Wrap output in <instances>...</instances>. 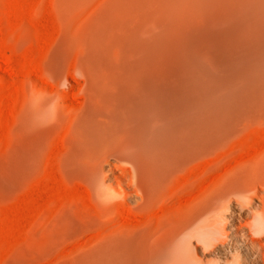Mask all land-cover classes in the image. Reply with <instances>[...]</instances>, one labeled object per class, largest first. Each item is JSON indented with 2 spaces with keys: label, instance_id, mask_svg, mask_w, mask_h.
I'll list each match as a JSON object with an SVG mask.
<instances>
[{
  "label": "bare ground",
  "instance_id": "1",
  "mask_svg": "<svg viewBox=\"0 0 264 264\" xmlns=\"http://www.w3.org/2000/svg\"><path fill=\"white\" fill-rule=\"evenodd\" d=\"M55 4L53 84L23 116L26 161L66 125L91 195L68 225L100 237L71 264H264V0Z\"/></svg>",
  "mask_w": 264,
  "mask_h": 264
},
{
  "label": "rangeland",
  "instance_id": "2",
  "mask_svg": "<svg viewBox=\"0 0 264 264\" xmlns=\"http://www.w3.org/2000/svg\"><path fill=\"white\" fill-rule=\"evenodd\" d=\"M61 37L55 0H0V264H66L70 257L71 264L100 237L99 229L86 236L68 225L94 207L85 185L63 171L66 125L49 131L39 158L26 161L37 131L23 111L30 92L51 89L50 57ZM261 132L252 139L264 142ZM114 213L119 221L133 217Z\"/></svg>",
  "mask_w": 264,
  "mask_h": 264
}]
</instances>
